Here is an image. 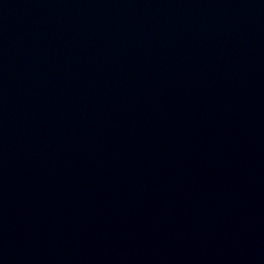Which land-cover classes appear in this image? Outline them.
Returning a JSON list of instances; mask_svg holds the SVG:
<instances>
[{"label": "water", "instance_id": "1", "mask_svg": "<svg viewBox=\"0 0 264 264\" xmlns=\"http://www.w3.org/2000/svg\"><path fill=\"white\" fill-rule=\"evenodd\" d=\"M0 264H264V0H0Z\"/></svg>", "mask_w": 264, "mask_h": 264}]
</instances>
